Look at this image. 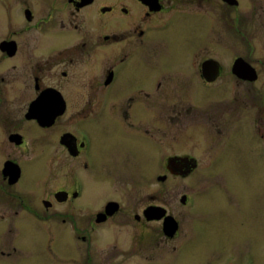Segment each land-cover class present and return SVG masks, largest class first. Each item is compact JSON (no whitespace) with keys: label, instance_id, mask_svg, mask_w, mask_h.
I'll return each mask as SVG.
<instances>
[{"label":"flooded vegetation","instance_id":"obj_1","mask_svg":"<svg viewBox=\"0 0 264 264\" xmlns=\"http://www.w3.org/2000/svg\"><path fill=\"white\" fill-rule=\"evenodd\" d=\"M262 42L264 0H0V261L16 264L33 227L50 220L95 248L102 225L122 213L115 189L97 208L83 201L80 173L91 177L93 158L81 123L133 144L134 168L114 187L146 183L156 170L160 183L204 172L215 194L221 163L240 160L247 136L263 162ZM186 142L188 152L178 149ZM150 143L159 151L152 163ZM46 152L33 192V163ZM166 194L132 216L149 252L160 243L146 237L149 224L164 242L180 231ZM199 195H180L187 215Z\"/></svg>","mask_w":264,"mask_h":264},{"label":"rangeland","instance_id":"obj_2","mask_svg":"<svg viewBox=\"0 0 264 264\" xmlns=\"http://www.w3.org/2000/svg\"><path fill=\"white\" fill-rule=\"evenodd\" d=\"M261 46L264 47V42ZM249 113L247 109L246 116ZM81 126L90 135L91 177L94 176L89 182L91 177L87 179L80 173L85 185L88 184L83 201L97 208L100 200L112 196L115 189L123 211L99 229L94 243L98 245L96 249L80 244L65 226L57 225L55 221H47L50 223L48 226L36 224L37 227H33V245L22 247L14 258L16 264H87L86 255L90 249H94L90 255L96 257L95 264H264V161L261 162L256 155L253 139L249 140L247 136L241 144L244 149L239 146L244 151L240 160L221 163L226 171L214 178L213 185L218 184L224 201L219 191L212 194L214 190L209 189L208 183L210 178L204 172L187 179L168 178L165 183H160L156 174L161 171L156 170L144 178L146 183L138 182L131 188L118 181L114 187L115 181L127 178L128 172L134 168L133 144L125 133L116 139L115 129L103 131L100 128L98 131L96 122L81 123ZM150 144L149 162L152 163L159 151L153 143ZM190 147L191 142H186L178 149L188 152ZM234 148L237 149L236 143L228 149ZM49 154L39 155L33 163V192L40 189L43 160ZM201 169L205 170L204 162ZM215 169L221 168L217 164ZM237 170L239 172L235 173ZM162 188L167 192L169 209L181 222V227L177 238L164 242L157 235L159 225L149 224L150 231L146 237L160 241L149 252L143 242L142 226L136 225L132 216L150 204L151 198L157 201ZM235 188V192H241L239 203L233 193ZM184 193L193 197L200 194L195 197L196 206L189 215L187 213L191 210L183 208L179 202L180 195ZM124 216L130 217L131 221L123 220ZM193 221L200 230L199 234L195 232V239L189 236L195 230ZM175 246L177 249L173 251ZM0 264L6 263L0 261Z\"/></svg>","mask_w":264,"mask_h":264},{"label":"water","instance_id":"obj_3","mask_svg":"<svg viewBox=\"0 0 264 264\" xmlns=\"http://www.w3.org/2000/svg\"><path fill=\"white\" fill-rule=\"evenodd\" d=\"M165 225L167 227L168 232H170V236L173 235L176 231L175 223L172 221L171 218H167Z\"/></svg>","mask_w":264,"mask_h":264}]
</instances>
